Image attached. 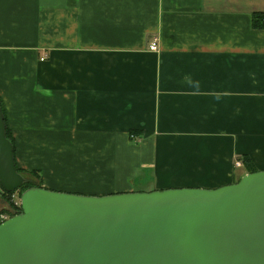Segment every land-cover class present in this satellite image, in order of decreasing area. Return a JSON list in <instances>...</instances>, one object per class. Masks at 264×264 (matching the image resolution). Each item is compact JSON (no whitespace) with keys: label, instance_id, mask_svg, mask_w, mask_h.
Returning a JSON list of instances; mask_svg holds the SVG:
<instances>
[{"label":"crops","instance_id":"0c3cea01","mask_svg":"<svg viewBox=\"0 0 264 264\" xmlns=\"http://www.w3.org/2000/svg\"><path fill=\"white\" fill-rule=\"evenodd\" d=\"M0 101L17 162L87 179L54 190L232 184L264 169V0H0Z\"/></svg>","mask_w":264,"mask_h":264},{"label":"water","instance_id":"95a60500","mask_svg":"<svg viewBox=\"0 0 264 264\" xmlns=\"http://www.w3.org/2000/svg\"><path fill=\"white\" fill-rule=\"evenodd\" d=\"M25 182L0 106V187ZM20 207L0 222V264H264V169L217 188L29 187Z\"/></svg>","mask_w":264,"mask_h":264},{"label":"rangeland","instance_id":"374dc122","mask_svg":"<svg viewBox=\"0 0 264 264\" xmlns=\"http://www.w3.org/2000/svg\"><path fill=\"white\" fill-rule=\"evenodd\" d=\"M17 165L22 170L20 174L26 179V182L24 184L27 183V185L29 183L31 185H38V186L45 187V188L52 189V190L55 189L52 187H64V188L71 189L70 187H65L62 184L74 183L75 185L77 184L80 185L81 184L80 182L85 183L87 181V179L70 180L69 178L68 179H63V178H58V177L54 178L55 172H53L52 170L53 166H50V165L47 166L45 163H41V160L39 158L36 161V164L34 162L32 165H30V163H27V162L25 163L21 158V159H18ZM31 170H34L35 172H29ZM89 182L95 184V183H98V180H90ZM73 189H75V191H71V192H74V193H77L78 191H84V190L76 189V188H73ZM24 190L25 189H22L20 187L18 190L11 192L9 195H4V197L6 198V205H7L6 213L9 215V217L21 213L20 212V208H21L20 207V194ZM64 191H69V190H64ZM87 195H90V194H87Z\"/></svg>","mask_w":264,"mask_h":264},{"label":"trees","instance_id":"16d2710c","mask_svg":"<svg viewBox=\"0 0 264 264\" xmlns=\"http://www.w3.org/2000/svg\"><path fill=\"white\" fill-rule=\"evenodd\" d=\"M263 15H261V14H256L255 15V17H254V19H253V24H254V26H256V27H261L262 26V20L261 19H263V17H262ZM261 18V19H260ZM0 106H1V109H2V112H3V108H2V105H1V101H0ZM4 121H5V114H4ZM6 136H7V138L8 139H10V141L12 142V144H13V154H14V161H15V167H16V170L19 172V173H21V169L18 167V165H17V161H16V156H15V146H14V142H13V139L11 138V135H10V131H9V129L7 128V126H6ZM243 160V163L244 164H248V159L247 158H243L242 159ZM248 167V171H249V173H251V172H256V169L254 168V167H251V166H247ZM29 172H35L34 170H31V171H29ZM238 181V180H237ZM236 181V182H237ZM29 187H41V186H38V185H31V184H29L28 183V185H27V183L26 184H24L23 186H21V188L22 189H27V188H29ZM50 190H52V189H50ZM11 193V192H10ZM10 193H7V192H4V195H9ZM20 212H21V208H20Z\"/></svg>","mask_w":264,"mask_h":264},{"label":"built area","instance_id":"2783aa9c","mask_svg":"<svg viewBox=\"0 0 264 264\" xmlns=\"http://www.w3.org/2000/svg\"><path fill=\"white\" fill-rule=\"evenodd\" d=\"M158 49V44L156 40H153L149 45V50L156 52ZM236 165H240V162H236ZM9 218V215L7 213H0V222L6 220Z\"/></svg>","mask_w":264,"mask_h":264}]
</instances>
